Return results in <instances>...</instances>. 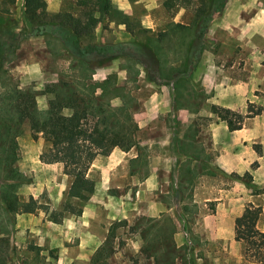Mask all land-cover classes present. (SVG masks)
Listing matches in <instances>:
<instances>
[{"label": "rangeland", "instance_id": "obj_1", "mask_svg": "<svg viewBox=\"0 0 264 264\" xmlns=\"http://www.w3.org/2000/svg\"><path fill=\"white\" fill-rule=\"evenodd\" d=\"M164 1L110 0L109 13L88 38L120 41L140 60L89 53L88 63L74 58L50 34L28 35L8 54L0 94L18 90L21 102L30 104L33 97L44 111L56 103L54 84L60 80L73 85L86 77L90 82L109 77L133 95L128 107L139 131L129 150L122 149L123 138L118 137L110 154L95 158L88 173L95 190L81 199L68 195L74 176L63 163L41 159L50 142L23 120L14 165L25 179L17 192L20 203L34 210L14 213L13 224L1 212L0 225L9 228L0 234L3 264H91L113 222L118 226L109 264H166L154 263V249H145L148 220L142 219L163 215L173 218L178 241H184L176 242L180 248L173 264H235L224 257L213 263L207 255L203 217L208 209L195 189L204 166L215 163L214 133H223L222 122L227 125L214 106L238 111L254 140L264 134V112L246 116L249 101L264 106V0H226L220 11H212L213 0ZM47 3L51 12L77 15L82 9L78 0ZM210 13L205 36H196L194 24L200 27ZM11 29L29 31L24 0H0V32ZM123 97L114 96L113 104H121ZM162 123H168L173 137L171 153L165 155L157 148L166 132ZM225 137L236 138L227 129ZM253 148L260 153V142ZM208 207L213 208L211 202ZM163 254L160 258H166Z\"/></svg>", "mask_w": 264, "mask_h": 264}, {"label": "trees", "instance_id": "obj_2", "mask_svg": "<svg viewBox=\"0 0 264 264\" xmlns=\"http://www.w3.org/2000/svg\"><path fill=\"white\" fill-rule=\"evenodd\" d=\"M78 2L82 9L76 15L70 11L51 12L47 0H24L29 31L11 29L5 33L0 32V74L4 71L8 54L19 46L21 39L31 34H50L58 38L74 58L88 63L85 56L89 53L110 58L124 55L140 60L134 51L120 41L88 40L96 26L109 13L110 0ZM164 3L170 5L168 0ZM225 3L226 0H213L212 11L222 10ZM211 20L212 13L203 18L204 22L200 27L196 26L197 22L194 24L196 36H205ZM111 79L108 77L104 81L90 82L86 77L84 80L75 81L73 85L60 80L54 84L56 103L44 111L37 108L33 97L30 104L21 102L20 97L23 94L18 90H8L0 94V214L2 211L6 213L9 224L14 222V213L34 210L33 207L20 203L17 192L20 181L25 179L14 165L18 156L17 134L23 120L28 119L31 128L41 132L50 142L49 148L41 154V159L45 162H62L65 172L74 176L68 195L81 199H88L95 190V181L88 176V171L98 155L110 154L118 137L123 138L124 150L136 145L139 125L128 107L134 97L121 91L123 88L114 85ZM97 87L101 89L99 93L95 92ZM116 95L124 98L121 104H113L112 98ZM214 111L224 116L229 130L243 127L244 122L238 111L218 105L214 106ZM262 112L263 105L248 102L247 117ZM187 179V183L193 185V179ZM261 212L260 205L247 203L236 220L235 239L242 242L245 258L264 263V231L257 226ZM142 219L148 220L147 232L144 231L147 243L145 249H154L151 253L154 263L173 264L176 250L180 248L174 238L176 224L173 218L163 215L159 218L143 216ZM117 226L118 222L111 224L105 240L94 252L91 264H109L108 258L114 251L113 238ZM8 232L7 224H1L0 234ZM157 244L162 245L163 249L157 247ZM2 252L3 248L0 247V257ZM162 253L167 258L162 257L165 262L161 261ZM0 264H3L1 260Z\"/></svg>", "mask_w": 264, "mask_h": 264}, {"label": "crops", "instance_id": "obj_3", "mask_svg": "<svg viewBox=\"0 0 264 264\" xmlns=\"http://www.w3.org/2000/svg\"><path fill=\"white\" fill-rule=\"evenodd\" d=\"M162 124L165 125L166 132L157 140V148L160 147L161 154L165 155V151L171 153L173 137L168 123ZM189 125L187 123L182 126L188 128ZM226 129L236 138L227 140ZM220 130L223 133H214L213 139L215 163L208 161V165L204 166L206 171L201 173L200 184L195 189L196 194H201V203L208 209L203 217V240L209 243L212 251L209 249L206 252L213 263L224 257L227 262L229 259L235 260V264H264L245 258L242 242L235 239L236 220L247 203L262 207L257 226L264 231V134L259 136L258 141L254 140L252 130H247L244 123L242 128L231 131L222 122ZM257 142L261 144L260 153L253 148V144ZM127 166L129 171V165ZM91 170L89 168V174ZM209 202L213 206L211 210L208 207ZM178 234L175 233L174 238L181 245L184 241L179 242Z\"/></svg>", "mask_w": 264, "mask_h": 264}]
</instances>
